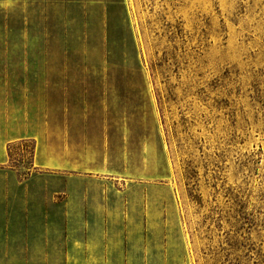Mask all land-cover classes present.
Listing matches in <instances>:
<instances>
[{"label": "rangeland", "instance_id": "obj_1", "mask_svg": "<svg viewBox=\"0 0 264 264\" xmlns=\"http://www.w3.org/2000/svg\"><path fill=\"white\" fill-rule=\"evenodd\" d=\"M0 264H264V0H0Z\"/></svg>", "mask_w": 264, "mask_h": 264}]
</instances>
